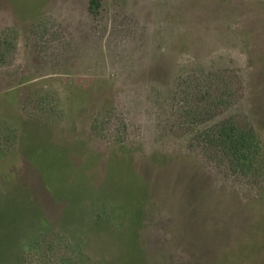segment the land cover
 Wrapping results in <instances>:
<instances>
[{
    "label": "rangeland",
    "instance_id": "rangeland-1",
    "mask_svg": "<svg viewBox=\"0 0 264 264\" xmlns=\"http://www.w3.org/2000/svg\"><path fill=\"white\" fill-rule=\"evenodd\" d=\"M231 115L248 174L202 146ZM56 236L73 264H264V0H0V264Z\"/></svg>",
    "mask_w": 264,
    "mask_h": 264
},
{
    "label": "trees",
    "instance_id": "trees-1",
    "mask_svg": "<svg viewBox=\"0 0 264 264\" xmlns=\"http://www.w3.org/2000/svg\"><path fill=\"white\" fill-rule=\"evenodd\" d=\"M222 83L227 85L228 100L216 101L206 97L205 99L204 96L199 97L202 93L206 96L211 95L212 90L208 86L206 94L200 91H187L185 97L187 107L180 112L179 116L188 121H196L203 114L209 118L217 115L221 111V104L229 105L234 94L227 80L226 83L225 79L219 82V84ZM201 134L204 151L210 152V156L220 157L219 159L224 163L227 161L226 163L235 172L248 174L263 152L262 140L258 132L244 115H231L212 124ZM43 244H46L45 248ZM68 248L69 244L62 240V237L41 238L39 244L28 252L27 262L28 264H73L72 257L67 254Z\"/></svg>",
    "mask_w": 264,
    "mask_h": 264
}]
</instances>
